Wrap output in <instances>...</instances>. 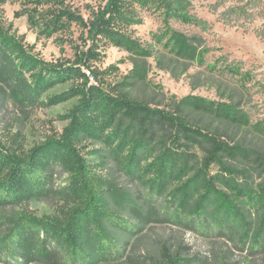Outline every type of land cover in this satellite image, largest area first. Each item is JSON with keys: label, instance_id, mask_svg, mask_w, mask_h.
Masks as SVG:
<instances>
[{"label": "trees", "instance_id": "trees-1", "mask_svg": "<svg viewBox=\"0 0 264 264\" xmlns=\"http://www.w3.org/2000/svg\"><path fill=\"white\" fill-rule=\"evenodd\" d=\"M34 7L23 9L32 28L49 36L74 23L82 30L87 48L75 50L69 63L47 62L25 42L24 35L0 26V104L13 101L19 108L52 105L77 98V103L61 118L67 124L57 136H49L26 151L11 148L0 142V208L20 204L32 197L57 195L62 198L60 216H41L17 212L0 213V264H97L122 260L126 264H208L201 256H187L182 249L161 244L155 255L127 252V241L119 242L105 226L116 227L130 234H141L150 224L170 223L201 235L216 234L237 241L249 254L264 252V212L258 229L249 235L242 209L232 200L217 198L221 191L210 166L222 154H238L215 133L189 124L184 118L128 97L125 93L107 91L98 71L92 67L99 61L104 47L111 45L136 57H147L151 50L129 31L137 23L139 10H155L164 16L168 25L175 18L193 22L181 5L173 0H104L84 19L79 13L63 7L60 0H32ZM38 8H40L38 10ZM196 22V21H194ZM166 42L169 52L178 57L192 58L196 49L185 36L173 32ZM224 71L238 74L242 80L247 73L235 64H226ZM86 69L96 83L90 82ZM141 74L134 73L137 79ZM71 81L60 93L40 99L41 94L59 83ZM177 110L192 108L213 116L249 124L246 113L235 111L231 103L186 96L176 104ZM169 125L174 129L172 145L167 137L157 135L156 126ZM253 127L264 135V123ZM171 136V135H170ZM200 137L208 144L200 162L186 149L180 139ZM174 143L176 146L174 147ZM90 144H100V163L108 158L138 187L126 193L119 203L116 192L108 193V181L102 178L94 163L83 154ZM243 155V152H241ZM229 173L233 169L226 168ZM238 196H252L250 188L233 183ZM167 193L162 200L158 194ZM264 189V188H263ZM113 190V189H112ZM123 204L128 216L111 209ZM127 206V207H126ZM217 264H230L224 258Z\"/></svg>", "mask_w": 264, "mask_h": 264}, {"label": "rangeland", "instance_id": "rangeland-1", "mask_svg": "<svg viewBox=\"0 0 264 264\" xmlns=\"http://www.w3.org/2000/svg\"><path fill=\"white\" fill-rule=\"evenodd\" d=\"M173 1L196 22L172 18L167 25L158 11L140 9L138 21L129 27V31L151 50V55L136 57L108 45L92 67L98 71L106 70L99 75V80L107 91L125 93L132 99L172 112L189 124L215 133L230 146L237 147L238 154H222L219 161L211 164L210 172L213 175L224 174L225 179H230L223 181L216 177V186L221 191L217 198H229L242 209L249 221L246 226L249 235H253L264 212V135L253 127L256 122L264 123V0ZM60 2L63 7L71 8L86 19L90 11L96 10L104 0ZM31 7H34L32 0H0V26L24 35L32 52L47 62L69 63L75 57V50L87 48L89 41L84 43L81 38L84 32L74 23L49 36L41 34L39 28L30 27L26 15H20V12ZM173 32L185 36L196 49L192 58H181L169 52L165 45L172 39ZM226 64H235L240 72L247 73L248 79L242 80L238 74L224 71ZM83 70L90 82H97L92 74ZM136 72L141 76L131 78ZM71 84V81L59 83L43 92L40 99L67 90ZM186 96L231 103L235 111L247 114L249 124L222 119L192 108L177 110V102ZM76 103L77 98H70L26 109L19 108L13 101L0 104V142L15 148L14 140L19 136L20 148L17 152L20 153L49 136H57L67 124V119L61 116ZM156 131L157 135L167 137L168 145L173 144L171 137L175 133L172 127L159 124ZM179 141L185 143L197 162L207 153L208 144L200 137H181ZM173 146L179 147L175 143ZM93 149H102V145H87L82 152L97 165L98 173L108 181L106 187L111 188L108 193L116 192L115 200L123 203L121 200L126 193H133L139 188L137 180L126 175L111 158L100 163L99 152L87 153ZM226 168L234 172L229 173ZM226 182L250 188L252 196H238ZM168 191L166 195L158 194V199L162 200V195L167 197ZM117 203L112 204L111 209L121 216H128L123 204ZM61 208L62 198L53 195L32 197L20 204L0 208V213L60 216ZM105 227L117 241H127V252L131 254L155 255L161 244H168L173 249H182L183 255L201 256L208 264H217L218 258H224L230 264H264V252L249 254L241 250L236 240L229 241L216 234L201 235L170 223L150 224L137 235L116 227ZM97 264L126 263L110 260Z\"/></svg>", "mask_w": 264, "mask_h": 264}]
</instances>
